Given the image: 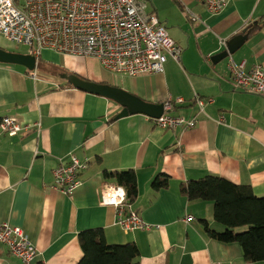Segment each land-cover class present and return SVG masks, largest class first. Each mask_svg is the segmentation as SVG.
Instances as JSON below:
<instances>
[{"label":"crops","instance_id":"1","mask_svg":"<svg viewBox=\"0 0 264 264\" xmlns=\"http://www.w3.org/2000/svg\"><path fill=\"white\" fill-rule=\"evenodd\" d=\"M197 11L188 9L197 18L190 21L207 39L200 34L196 45L182 49L181 62L169 58L161 74L112 78L95 59L49 50L41 53L36 78L23 66L0 63V120L15 117L26 128L15 137L0 130V224L27 232L37 249L34 264H78V235L93 228H102L109 244L135 243L139 264H264L246 262L237 243L211 238L205 224L225 230L215 220V205L179 192L180 185L212 175L249 185L264 197V95L236 88L229 68L231 60L245 71L264 68V0H229L216 14L202 5ZM244 30V45L213 64L212 57L227 49L221 40L228 43ZM58 67L148 103L182 99L170 115L194 119L196 126L165 130L143 114L116 119L120 105L69 86L53 71ZM196 97L204 99L203 109ZM71 156L88 167L82 185L67 195L52 186L54 170ZM127 170L135 171L139 188L128 206L146 224L128 233L117 222L118 210L100 198L105 173ZM160 175L170 183L157 191L152 185ZM0 264L21 261L0 244Z\"/></svg>","mask_w":264,"mask_h":264},{"label":"built area","instance_id":"2","mask_svg":"<svg viewBox=\"0 0 264 264\" xmlns=\"http://www.w3.org/2000/svg\"><path fill=\"white\" fill-rule=\"evenodd\" d=\"M211 14L219 13L229 0H194ZM188 10V8H187ZM191 18L196 20L194 14ZM0 38L28 48L40 60L44 50L72 58H92L110 73L135 77L140 74H161L169 58L180 63L182 48L171 38L167 25L144 0H0ZM227 47V40H221ZM231 77L236 88L264 95V68L245 71L244 64L230 61ZM36 78V72H30ZM194 102L204 108L205 101ZM182 99L167 100L165 113L150 118L156 127L174 131L191 129L196 121L170 115ZM15 117L0 120V130L10 137L25 130ZM88 167L71 156L54 170L53 189L72 195L82 185L81 175ZM101 203L118 210L117 222L125 232L146 228L127 204L124 187L108 182L100 189ZM193 217L189 216L188 220ZM149 228V227H147ZM0 244L8 248L21 264H34L35 244L27 232L8 223L0 224ZM223 264V263H217Z\"/></svg>","mask_w":264,"mask_h":264},{"label":"trees","instance_id":"3","mask_svg":"<svg viewBox=\"0 0 264 264\" xmlns=\"http://www.w3.org/2000/svg\"><path fill=\"white\" fill-rule=\"evenodd\" d=\"M254 29L250 27L247 33L251 35ZM105 176L108 182L125 188L128 205L136 200L139 188L134 170L106 172ZM169 183L168 175H160L152 187L158 191L168 188ZM179 192L189 201L211 202L215 205V220L225 226V230L217 232L205 224L211 238L223 243L239 244L248 263L264 261V197H257L251 186L207 175L180 185ZM78 239L83 251L78 264H139L140 252L135 243L109 244L102 228L84 230L79 233Z\"/></svg>","mask_w":264,"mask_h":264},{"label":"water","instance_id":"4","mask_svg":"<svg viewBox=\"0 0 264 264\" xmlns=\"http://www.w3.org/2000/svg\"><path fill=\"white\" fill-rule=\"evenodd\" d=\"M247 30L235 36L227 43V49L221 54L212 57L213 64H217L225 58L233 55L248 39ZM0 63L19 65L27 68L30 72L37 67V59L30 54H17L8 52L0 47ZM62 79L69 85L83 92L102 96L112 100L122 107V111L116 119L127 117L129 115L143 114L149 118H160L165 113L164 104H152L136 97L124 89L110 84L97 83L85 80L76 74L64 73Z\"/></svg>","mask_w":264,"mask_h":264},{"label":"rangeland","instance_id":"5","mask_svg":"<svg viewBox=\"0 0 264 264\" xmlns=\"http://www.w3.org/2000/svg\"><path fill=\"white\" fill-rule=\"evenodd\" d=\"M144 1L148 2L149 10L155 11V13L159 16L160 20L168 22V32L171 38L176 42L177 46H179L182 49H187L188 46L196 45V41L198 42L202 29L200 30L196 29V26H198V24L190 21L191 18L189 16L187 7L192 12L197 13L198 12L197 7L198 5L201 4L197 3L194 0H144ZM205 13L201 15L202 20L206 18ZM189 36H191V39H189L190 38ZM201 36L203 37L202 40L207 39L205 33H202ZM0 47L12 53H17V54L28 53V48L26 46H22V45L18 46L9 43L2 38H0ZM39 68H43V67L41 66ZM53 71L57 73L60 78L64 73L71 72L69 70H65L63 67H58L57 70L53 69ZM114 75L116 74L113 73L111 75L112 78Z\"/></svg>","mask_w":264,"mask_h":264}]
</instances>
